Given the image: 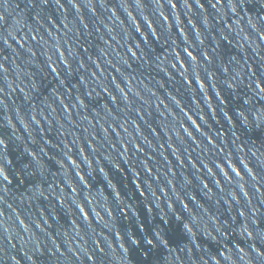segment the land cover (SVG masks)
I'll list each match as a JSON object with an SVG mask.
<instances>
[{
  "label": "water",
  "instance_id": "1",
  "mask_svg": "<svg viewBox=\"0 0 264 264\" xmlns=\"http://www.w3.org/2000/svg\"><path fill=\"white\" fill-rule=\"evenodd\" d=\"M0 264H264V0H0Z\"/></svg>",
  "mask_w": 264,
  "mask_h": 264
}]
</instances>
